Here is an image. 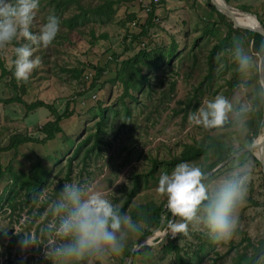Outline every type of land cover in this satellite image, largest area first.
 <instances>
[{
	"label": "rangeland",
	"instance_id": "374dc122",
	"mask_svg": "<svg viewBox=\"0 0 264 264\" xmlns=\"http://www.w3.org/2000/svg\"><path fill=\"white\" fill-rule=\"evenodd\" d=\"M149 3L150 0H57V9L50 0H40L31 30L38 32L49 15L58 17L60 30L49 47L35 50L33 58L39 56L42 63L27 82L15 79L12 63L14 48L23 41H14L0 50L1 100L17 97L27 104L42 101L58 114L63 113L67 103L72 112L59 122L61 131L54 138L4 149L14 134L40 138L37 127L53 118L46 108L27 113L20 104L0 102V264H57L44 255L46 237L41 245L26 250L20 241L21 232L39 234L41 227L54 219L48 203L64 183L91 182L131 216L139 204L166 206V198L155 192L159 174L171 172L180 163L169 165L166 160L179 155L185 144L218 139L236 154L247 148L257 120L258 135L263 133L257 116L258 112L264 116L263 103L249 116L244 134L232 126L204 130L189 120L190 113L217 94H225L237 103L257 104L255 77L249 78L251 86L247 91L238 90L235 85L239 77L232 62L220 55L237 38L250 44L245 34L230 32L228 22L207 5L210 0H162L159 6ZM229 4L264 21V0H229ZM145 9L149 12L145 13ZM151 13L147 32L139 35ZM220 40H224V46L214 51L211 77L207 78L210 52ZM141 49L148 54L140 65L146 80L140 89L129 90L132 98L122 100L123 84L116 78L117 68L123 59ZM97 68L103 70V75L92 87ZM101 108L108 110V120L96 145L94 134ZM86 136L90 141L72 157L75 145ZM246 154L230 160V165H222L208 182L210 189H215L237 175L244 165L249 166L248 193L238 209L239 223L233 238L215 243L201 225L190 224L186 235L174 236L189 264H230L236 252L247 246L246 237L254 243L264 239V180L260 165ZM212 160L211 153L184 162L203 166ZM38 165L49 174L40 188L42 198L34 204L32 197L26 198L27 188H20L19 182L34 176L37 169L40 174ZM13 173L21 176L16 185ZM136 178L138 188L124 206ZM164 217L161 226L152 232L157 236L144 244L152 249L136 256L132 264H177L175 253L161 247L165 237H173L167 230V215ZM173 219L178 218L171 215ZM142 231L130 235L123 254L112 258L110 264L128 262L126 251L140 242ZM248 250L250 253V246ZM254 264H264V255H259Z\"/></svg>",
	"mask_w": 264,
	"mask_h": 264
},
{
	"label": "clouds",
	"instance_id": "9594fccd",
	"mask_svg": "<svg viewBox=\"0 0 264 264\" xmlns=\"http://www.w3.org/2000/svg\"><path fill=\"white\" fill-rule=\"evenodd\" d=\"M40 0H0V50L14 41H23L14 48V77L27 82L33 71L41 66V58L34 56L40 46L49 47L60 30L58 17L49 15L38 32L32 25L39 10ZM238 74L235 87L247 91L250 77H255L257 104L235 102L225 94L208 99L189 120L204 130H222L234 127L244 134L248 119L259 104L264 103V43L254 48L242 38L233 41L222 51ZM243 147V146H241ZM252 140L244 151L251 153ZM244 151L237 152L238 156ZM246 164L241 171L215 189L206 182L205 169L194 162L177 164L171 172L159 174L155 192L166 198L167 210L172 217L167 230L173 234H187L189 225L202 226L204 234L215 243L230 241L238 227V209L248 193L250 173ZM43 192L33 194L32 203L38 204ZM48 209L54 218L45 223L39 234L21 232L22 249L39 246L47 238L44 255L57 264H110L112 258L123 254L131 234L142 231V224L122 212L91 182H67L56 190V198L49 201ZM6 234V231H4ZM17 233V232H16ZM20 233V234H21Z\"/></svg>",
	"mask_w": 264,
	"mask_h": 264
},
{
	"label": "trees",
	"instance_id": "16d2710c",
	"mask_svg": "<svg viewBox=\"0 0 264 264\" xmlns=\"http://www.w3.org/2000/svg\"><path fill=\"white\" fill-rule=\"evenodd\" d=\"M50 3H54L56 5V8L58 9L59 4H57V0H50ZM209 6L213 11L216 12V14L219 17H222L221 14H219V12L216 10V8L213 5H209ZM243 10L245 9L243 8ZM151 17H152V13L149 14L148 18L146 19L145 25L142 27L139 35H143L147 32L148 26L151 24L150 22ZM257 18H258L259 23L264 27V21L261 20L258 16ZM227 26L230 32L239 31V32L244 33L247 40L250 42V45H252L254 48L259 47L261 43H264L263 38L258 33L251 32L245 29L233 28L229 23ZM129 36L132 38L133 37L138 38V36H135V35H128L127 37ZM222 46H224V40H220L218 43L214 44L210 52L209 65H208L209 76H207V78L211 77L210 73L212 71V61H211L212 55L214 54V51L217 48L222 47ZM147 57H148V54L146 53V51L144 49H141L138 52H136L134 55L128 58H125L120 62L119 67L117 68L116 78H118L120 82L123 84L122 100L123 98L130 96L129 90L131 88L133 89L136 88V90H138L142 87L143 82L146 80V73L142 72L140 65L143 62V60ZM96 71H97V74L94 77V80L92 82V87L97 85V79L101 78V76L103 75V70H101L100 68H97ZM130 97L132 98V96ZM0 102L4 104H10V103L20 104L25 108V111L27 113L34 111L38 108H46L48 109L50 116L53 118V120H50L46 122L45 124H43L42 126L37 127L36 130L40 132V135H41L40 138L31 136V135L14 134L10 137L9 144L6 147H4V149H15L19 145L24 144V143H28L32 141L46 142L47 140L54 138L55 134L61 131L59 122H61L63 119L68 118L72 114L71 110L70 111L68 110L67 103L65 104L63 113L58 114L52 106L45 104L42 101H35L33 103L27 104L21 98L15 97V98H9L8 100L0 99ZM263 107H264V103H263ZM100 110H101L100 120L97 123L96 131L94 134L97 139L95 140L96 145L99 142L100 133L103 132V128L105 127V124L108 120V115H107L108 110L105 108H101ZM125 113L127 115V109H125ZM257 116H258V119H260L261 121L260 127H264V116L262 112H258ZM254 125H255V128L250 133V138H249L252 140V142L257 136L260 135V134L258 135V120H257V123H255ZM90 139H91L90 136H86L83 140L77 142V144L75 145L72 151V157H75L79 149L83 145L88 143ZM211 153L214 156V160L205 162V164L202 166L205 169L206 173L209 170H211L218 162L225 160L226 158L231 156L233 153H235V151L229 148L228 146H226L224 143L220 142L218 139L217 140L214 139L211 142H206V143L185 144L179 155L173 156L171 159H167L166 161L169 165H173L179 162L182 163L186 160L197 159V157H201V156L207 157V155ZM246 155L248 157H251L255 161V163L259 165V162L257 161V159H255L251 153H247ZM230 162L231 161L227 162L223 166L225 167L228 164L230 165ZM38 166L41 168L40 174L37 171L38 170L37 169L34 176L32 175L30 177H27L26 179L20 182L18 181V179H21V176H19L17 173H13L14 185H16L17 182H19L20 188H24V187L27 188V192L25 193L27 199H30V197H32L34 193L39 192L40 188L43 185H45L47 181L49 171L44 169L40 165ZM155 166H156V163L154 162V167ZM223 166L219 167L212 173L207 174L205 177L206 182L208 183L214 177L215 173L219 172L220 168H223ZM138 182L139 180L138 178H136L135 181L133 182V188L130 190L123 204L124 206L127 205V201H129L133 193L137 190ZM262 185L264 187L263 181H262ZM123 209L124 207L122 206L121 210ZM164 213H165L164 204H156L154 202L139 204L133 209V211L131 212V218L133 219V221H140V222H143L144 224L143 231L139 237L140 242L146 236L151 234L156 227L159 226ZM170 218H171V213L168 211L166 221L168 222ZM164 239L165 240L161 244L162 249L168 252L173 251L177 259V264H189V261L187 262L185 257L181 254L182 248L179 246V244L176 243L177 238L176 237L169 238L168 236V237H165ZM244 240L247 241V246H243L242 250L240 249L236 252V254L232 257L230 264H254V262L256 261L259 255H264V239H258L255 243L250 242V239L247 237ZM249 246L251 249L250 253L248 250ZM132 248L133 247H129L128 250L126 251L127 257L130 256ZM151 249H152L151 245H142L139 249H137L133 253V259L135 260L136 256L142 255V253L145 250L150 251ZM124 264H127V263H124Z\"/></svg>",
	"mask_w": 264,
	"mask_h": 264
},
{
	"label": "water",
	"instance_id": "95a60500",
	"mask_svg": "<svg viewBox=\"0 0 264 264\" xmlns=\"http://www.w3.org/2000/svg\"><path fill=\"white\" fill-rule=\"evenodd\" d=\"M224 1V4L227 5V6H230L232 7L230 4H229V1L227 0H223ZM208 5H213L216 10L219 12V14H221V16L233 27V28H239V29H245V30H248V31H251V32H255V33H258L264 40V27L259 23V21L257 20L256 16L253 14V13H250V15H252L256 20V25L252 26V25H244V24H241L239 22H237L236 20H234L232 18V16L229 14V13H226V12H223L221 11V9L217 6L216 3H214V0H210V3ZM237 9V8H236ZM239 10V9H238ZM242 11V10H240ZM258 139V136L256 137L255 140ZM255 140L252 142V146H253V150H252V154L253 156L257 159V161L259 162V165H260V170H261V173H262V177H263V180H264V134L262 135L260 141L258 143H255ZM259 148V152L257 154H255L253 151H255L256 149ZM244 151V150H242ZM241 152V151H240ZM246 151H244L245 153ZM248 153V152H247ZM237 155L236 154H233L231 155L230 157L226 158L225 160L221 161V162H218L211 170H209L207 174H210L212 173L213 171H215L217 168L221 167L222 165L226 164L227 162H229L230 160L234 159ZM164 211H165V215H167V207L164 206ZM162 216V219H161V222L159 224V226H161V224L163 223V221L165 220V217ZM153 235V233L149 234L148 236H146L141 242H139L137 245H135L132 250H131V253H130V257H129V260L127 262V264H131L132 263V260H133V253L139 249L142 245L150 242L151 240V236Z\"/></svg>",
	"mask_w": 264,
	"mask_h": 264
},
{
	"label": "bare ground",
	"instance_id": "6f19581e",
	"mask_svg": "<svg viewBox=\"0 0 264 264\" xmlns=\"http://www.w3.org/2000/svg\"><path fill=\"white\" fill-rule=\"evenodd\" d=\"M214 3L217 4V6L221 9V11L229 13L232 16V18L236 20L237 22L244 24V25H252V26L256 25V21H255L256 19L252 15H250V13L240 11L233 7L227 6L224 4L223 0H214ZM263 134H264V131L261 135L258 136V139L255 140V143H258L260 141ZM253 152L257 154L259 152V148ZM152 236L153 238L156 237L157 233L154 232Z\"/></svg>",
	"mask_w": 264,
	"mask_h": 264
},
{
	"label": "built area",
	"instance_id": "2783aa9c",
	"mask_svg": "<svg viewBox=\"0 0 264 264\" xmlns=\"http://www.w3.org/2000/svg\"><path fill=\"white\" fill-rule=\"evenodd\" d=\"M162 0H150V6H159ZM149 12V9H145V13Z\"/></svg>",
	"mask_w": 264,
	"mask_h": 264
}]
</instances>
